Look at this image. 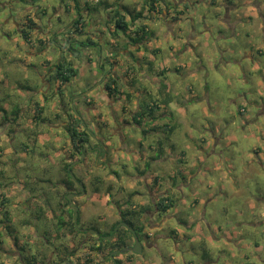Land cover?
<instances>
[{
	"label": "rangeland",
	"instance_id": "374dc122",
	"mask_svg": "<svg viewBox=\"0 0 264 264\" xmlns=\"http://www.w3.org/2000/svg\"><path fill=\"white\" fill-rule=\"evenodd\" d=\"M86 1L91 14L83 17L92 21L93 27L98 24L88 31L94 44L74 43L81 58L70 54L69 58L79 68L78 76L63 85L52 79L45 85L44 79L50 80L46 61L60 58L58 43L67 44L64 28L78 16L75 7L66 13L65 2L71 0H0V195L4 193L8 200L0 206V264H23L22 259L26 262L31 255L37 256V264H58L64 244L77 249L76 264H112L107 255L90 248L95 246L93 236L86 235L84 239L70 228L57 226L58 217L66 211L63 208H68L60 206L65 202V189L58 184L67 172L64 165L72 151L65 123L78 116L77 125L81 122V129L91 133L97 130V115L102 113L108 120L111 117V125L120 133L113 135L108 145L121 143L117 135L123 134L126 142L122 147L131 146L130 160L122 150H118V156L130 162L131 172H137L132 165L142 167L138 155L149 150L146 145L157 137L144 136L145 128L133 121L132 113L138 109L139 100L144 107L160 98L170 99L166 104L171 103L167 105L171 113L161 115L162 119L155 123H173L175 131L166 134L162 130L160 138L165 140L158 151H147V155H162L166 147L167 158L160 161L164 169L161 174L165 185L174 190L176 201L161 212L160 221L156 218L161 226L154 231V246H144L141 255L131 254L126 264L258 262V256H264V0H230L232 25L227 22V0H172L176 3L173 7L167 6L170 0H156L162 3L161 13H152L148 20L155 35L139 51L123 28L111 33L115 22L111 25L105 21L110 14L103 4L105 0ZM113 1L138 6L140 10L145 0ZM33 4L45 7V14L39 6L30 12L37 23L32 28L34 34L51 28L50 35L56 36L45 47L38 41L31 45L18 32L26 22L24 13ZM184 5V14L174 18ZM13 15L20 24L14 23ZM145 45L149 51H145ZM150 47L160 51L151 52ZM102 55L100 66L97 60ZM153 57L150 68L146 60ZM115 61L118 63L114 71L121 76L117 79L119 90L108 96L103 87L104 75ZM127 67L132 71L126 72ZM162 68L169 70L159 72ZM86 94L90 103L77 100ZM37 100L44 107L46 120L34 118ZM241 107L245 112L240 111ZM111 109H115L113 114L109 113ZM172 143H176L175 148L170 147ZM257 147L263 152L261 161L255 152ZM181 151L186 155L183 161L179 160ZM82 153L83 158L87 156L82 163L90 164L93 154ZM111 166L121 170L119 162ZM93 168L87 174H83L81 163L73 169L77 177L87 176L83 178L89 193L90 182L95 181L93 175L98 171L94 165ZM100 171L104 181L100 195L77 200L83 208L79 227H92L99 221L98 213L110 212L104 203L108 201L105 190L107 184L116 182L107 170ZM170 174L177 176L174 189L169 184ZM140 175L137 179L141 180L136 182L133 177L128 184L138 187L136 191H144V177ZM137 198L151 206L148 197ZM6 211L10 223L5 221ZM64 217L69 218L67 214ZM2 220L10 225L9 230H17L14 234L18 238L8 234ZM87 256L90 260H86ZM120 257L125 259V255Z\"/></svg>",
	"mask_w": 264,
	"mask_h": 264
},
{
	"label": "flooded vegetation",
	"instance_id": "af4514ba",
	"mask_svg": "<svg viewBox=\"0 0 264 264\" xmlns=\"http://www.w3.org/2000/svg\"><path fill=\"white\" fill-rule=\"evenodd\" d=\"M174 5L176 6V3H174ZM174 6V7H175ZM177 9V8H176ZM114 65H112V68L106 72V74L104 75V82H106V80H109L107 78V75L109 72L112 71V78L116 79H121V76L116 75L115 73V68ZM102 66V65H100ZM134 77V76H133ZM118 83V82H117ZM159 93V92H157ZM113 96V94H112ZM161 99V98H160ZM140 102L141 100L138 101V111L140 109V111L142 110V108L140 107ZM153 102H157L159 103V100H155ZM136 110V111H137ZM135 111V112H136ZM135 112L132 113V119L134 120V115ZM110 114L111 111H109ZM149 114H145V117L143 116V121L141 123H137L138 126L140 128H145V125H147L146 121L147 119H145ZM161 113L159 112V109H157V111L155 112V117H150L149 121L151 123L149 128H145L147 130V132H144V129L142 130V133L144 136H148L151 134H154L155 137L151 143V147H149V151H158L159 148V143H158V137H159V132L162 131V127H160L161 125H158L155 123V121L161 120ZM150 116V115H149ZM96 120L95 126L98 128L97 130H92L91 133L88 132V136L86 138H84V140H80L79 141V145L78 148H76V145H72V151L70 153V160L68 163H66V173L64 172V176H62V178L64 177V181L62 180V178H60V181L58 182V184H60L64 189V198H65V202L64 203H60L61 208H63L65 205L68 206V208H63V210H66L65 212H63L64 216L65 214H67V217H69L67 220L65 221H69L72 220L74 222V230L72 231L73 234H79L82 237H84V239H87L88 236H93L94 237V242H95V246L100 245V243H106V239L112 241L113 239L117 238V234L118 231L120 233H124L126 231V234L129 236V244L127 246L124 247H132L135 244L136 241V235L138 236V238L141 241V245H142V251L140 253H137V255H141L145 248L144 246H148V247H153L154 243H155V239L156 237H154V231L157 227L161 226V222H158L156 218L159 219L160 221V215L162 214L161 212H164L163 210H161L160 206H159V201L161 198H163L166 195H170L173 197L174 199V190H171L170 187H167L165 185L166 183V179H164L163 174H161V171L164 173V169L160 167V161H162V156L158 153V155H147V151L142 152L143 150H141L142 154L139 153L137 160L141 162V170H144V172H141L139 169V166H137V163H134L132 166H134V168L136 169L137 172H140L142 175L138 174L137 172H131L130 169L128 168V165H130V162H125L122 158H120L118 156V150H122L125 156L129 157V153L130 150H128V145L122 147L123 144H125L126 139L124 137L123 134H119L117 135L119 141L121 143H119L118 145H112V143H110V145H108L109 139L112 138L113 135L117 134L118 132L120 133V131H118V129L114 128V125H111V119L108 120V118L104 115V114H100L96 116ZM111 118V117H109ZM152 127H154V129H152ZM160 127V128H159ZM105 129V131H103ZM149 130H152V133H149ZM102 132H105V135L102 134ZM92 136V137H91ZM94 141H93V139ZM87 152V154L90 155L89 152H91L92 155V162L90 164H86V163H82L86 161L87 156L85 155L84 158H81V155L83 156L82 152ZM75 153H77L78 156L75 155ZM117 154V156H114V154ZM130 160V157H129ZM124 161V162H122ZM137 161V162H138ZM75 162V164L72 166L71 170L68 169V166ZM119 162L121 164V170L120 169H116L113 168L111 165L113 163ZM150 163V166H147V163ZM80 163L84 166V172L83 174H87L90 171H93V165L95 166V168L99 171L95 172L94 170V174L93 178H95L92 183L90 182V189H91V193H89V185L85 182V179L83 177H87V176H82L81 174L80 177L74 178L71 175V171L73 172V169H75V166L80 165ZM128 163V164H127ZM156 164V167H155ZM159 165V166H158ZM139 169H138V168ZM100 170H107L110 177L112 176L116 182L115 183H110L107 184L106 190H105V197L108 198V201L104 202L107 206L110 207V212H103V213H98V217H99V221H96L94 223H92L94 226H81V227H77L75 225V221H74V205L78 206V222H79V217L80 215H82V204H77L78 203V198H89L92 195L93 196H99L101 191L103 190V179L101 177V171ZM68 173L73 177L72 179L74 180V182H70V177H68ZM74 173V172H73ZM100 173V174H99ZM138 175L143 176L144 177V191L141 190H137L136 187H132L128 184L129 181H131L130 179L136 178V182H138L139 180H141V178H138ZM175 174H170L169 177H171V182L169 183L172 186V189H174V187L176 188L177 183L174 181V178H176L177 181V177H175ZM111 177V178H112ZM126 181L125 184H123V181ZM121 182V185H117ZM94 183V185H93ZM83 186V188L81 187ZM179 187V186H178ZM178 189V188H177ZM84 191L83 194H81V191ZM131 190V191H129ZM71 195V199H69L67 196ZM139 198H144V197H148L149 198V202L151 206H145L143 205V200L142 199H138ZM100 198V197H99ZM135 199H138V201H134ZM71 200L73 201V203L71 202ZM175 200V199H174ZM176 201V200H175ZM109 209V208H108ZM73 210V218L70 217V211ZM62 214V215H63ZM60 217V216H59ZM58 217V218H59ZM65 218V217H64ZM133 223L132 224H130ZM70 224L67 225L65 227H63L62 229H69ZM138 230H137V229ZM95 230V231H94ZM70 231V230H69ZM88 235V236H86ZM127 236V237H128ZM122 247V248H124ZM122 248H115L112 250H120ZM105 252L108 249H104ZM53 252V250H52ZM111 252V257L113 259H111V261L115 260L116 258H120L122 259L120 256L125 255L126 254H131L134 253L135 251L133 250H127V251H118L117 253H112ZM126 253V254H125ZM77 254V252L75 253ZM75 256V255H74ZM125 259H127L125 257ZM123 260V259H122ZM127 262V260H126Z\"/></svg>",
	"mask_w": 264,
	"mask_h": 264
},
{
	"label": "trees",
	"instance_id": "16d2710c",
	"mask_svg": "<svg viewBox=\"0 0 264 264\" xmlns=\"http://www.w3.org/2000/svg\"><path fill=\"white\" fill-rule=\"evenodd\" d=\"M29 1V0H27ZM229 1V0H227ZM86 3H81L79 0H71V3H74V5H72L70 2H65V9L64 11L66 13H71L72 11V6L73 8L75 7V10L77 11V17L73 18L71 20V22L69 23L68 26H70L66 31H67V36L66 38H64L66 40V50L65 52L63 51V53L67 52L68 54H70V56H75L77 58H81V53L80 50L76 49V47H74V43H77L78 45L81 44L83 46H88V45H93L94 41L93 38L91 36V34L87 31V26H89L91 24V22H89L87 20V18H84V14L85 15H89L90 16V12L89 10L86 8V4L87 1H85ZM156 0H152V2L150 3V1L145 0L143 3V7L138 10V6H133L131 4H125V3H121L119 1H114L111 3H107L106 1H104V6L106 9L109 10V13L106 18L105 21L108 24L114 23L115 22V30L113 31L114 33H117V29L118 28H123L125 30V36L132 41L133 46L138 45L139 47H141V44H145L148 40H150L151 37H154L155 32L154 30L150 27L149 24H147L146 22H142L141 18H143L145 16V18H147L146 15H144V12L146 10V6L148 4L149 6V12H152L156 7L155 5ZM30 3V2H29ZM212 3H214L212 1ZM130 5V6H129ZM168 5H174V1L170 0L167 3ZM116 6H119V8H116ZM42 7V6H41ZM61 7V6H60ZM173 7V6H171ZM181 7V6H179ZM184 7V8H183ZM180 11H178L174 18L180 17L181 15L184 14V11L187 9V5H184ZM42 8H45L44 6ZM161 8V6H160ZM86 9L87 12H84L83 10ZM174 9V8H173ZM44 14H45V9H43ZM47 11V9H46ZM98 11V8L96 10V12ZM177 11V10H176ZM157 12V11H156ZM158 13H161V9L158 10ZM130 16V17H128ZM26 17V22H23L22 27H21V36L27 40L28 43H31V37H30V32L32 30V28H34L36 26V21L30 16V15H25ZM108 17V18H107ZM90 18V17H89ZM129 18V20H128ZM140 20L139 23L136 24V21ZM66 26V27H68ZM65 27V28H66ZM64 28V27H63ZM85 36V38L83 40L79 39L80 36ZM79 36V37H78ZM56 38L55 34L53 33L52 35L49 36V38L47 39H37L38 42L40 44H42L44 47L46 46V44H48L51 40H54ZM82 46V47H83ZM77 53H76V51ZM145 51H149L148 47L145 46ZM151 52L157 53L158 51H160L159 48H150ZM89 60H91L92 58L89 57ZM119 61V60H118ZM114 64L118 63L117 61L113 62ZM150 64V68L153 66V61H149ZM46 65L48 66V69L50 71V81L51 79L56 81L58 83V85H63L66 82L71 81L74 77L78 76L79 74V68L76 67L72 61V59L69 58L68 56L65 55H61L60 58L56 59L54 62L53 60L49 59L46 61ZM102 65V64H100ZM130 69V68H129ZM182 67L177 68V70H181ZM168 71L169 69L165 68L162 69L159 72H164V71ZM107 78L109 80H106V82L104 83V89L107 91L108 95H112L115 94L118 90H119V84L117 83L116 79L112 78V71L108 73ZM135 77H133L132 82L134 80ZM120 94H124L123 91H121ZM129 96V94H127ZM88 95L86 94L83 98H77L78 101L82 100L85 103H90L87 100ZM162 99H159L160 102ZM170 100V99H166ZM70 102V106L72 105L71 101ZM73 102V101H72ZM142 102V101H141ZM140 102V107L143 108L141 111L139 109V111L137 110L135 112L134 115V120L137 123H141L143 121V116L145 117V114H149L151 117H155V112L157 111V109L160 108V103L157 102H153V103H147L145 104L144 107H142V103ZM63 103V102H62ZM163 103V102H162ZM166 106V102L164 103ZM44 107L42 104H40L39 102L35 101L34 102V118L35 119H43L46 120L45 116H43L44 113ZM1 110H4L1 107ZM7 110V109H5ZM19 111V108L17 111H15L13 114L15 116H17ZM78 116L76 117H72L70 118V121L65 123V127L69 132V138L71 140V144L76 145V148H78L79 145V141L80 140H84V138H86L89 134L88 132L84 131L81 126V122L77 125V121H78ZM160 127H162L161 129L164 130V132H168V130L170 132H172V130L175 128V125L173 123H164L163 125H161ZM159 127V128H160ZM152 129H154V127H152ZM144 132H147L146 129H144ZM162 153V152H160ZM183 153V154H182ZM184 152H181V156H184ZM182 158V157H181ZM180 161H183V159H181ZM66 165H64V168L66 169ZM147 166H150V163H147ZM138 168V167H137ZM139 169V168H138ZM147 169V168H145ZM144 170L139 169L141 172H144ZM69 177L70 174L68 173ZM177 177V176H175ZM62 180L64 181V177L62 178ZM71 183L74 182V180L72 179V177H70L69 180ZM174 181H176V178H174ZM4 193H1V202H0V206H5L6 202L8 201L7 198H5ZM175 205V200L173 199L172 196L170 195H166L163 198L160 199L159 201V206L161 208V210L163 211H167L169 208L173 207ZM70 217L73 218V210L70 211ZM4 217H5V221H7L8 223L11 222V218L8 217V213L7 211L4 212ZM3 223H5L2 220ZM67 225L70 224V231L72 232L75 228L74 226V222L72 220L69 221H65L64 219V214L60 215V217L57 219V226L59 228H63ZM130 224L133 225V223L130 222ZM5 226L7 228V232L10 236H13L14 238H18V236H15V232H17V230L15 229H10V225H7L5 223ZM137 229V228H136ZM14 230V232L12 231ZM138 230V229H137ZM10 232V233H9ZM128 232V231H126ZM126 232L124 233H120L118 231L117 234V238L113 239L112 241L106 239V243H100V245L98 246H94V245H90V248L93 250H97L100 253H104L105 255L108 256V258L113 259L111 257V252L113 249L115 248H122L124 246H127L129 244L128 242V238L129 236L126 234ZM81 236V235H80ZM128 236V237H127ZM21 249L25 250V246L21 245ZM104 249H108L106 252ZM62 255H60L59 260L57 261L58 264H76V261L74 260V255H76L75 253L77 252V249L74 248H70L68 244H64L63 245V249H62ZM126 254V253H125ZM132 255L134 253H131ZM131 254H126V258L127 259H120V258H116L115 260L112 261V264H126V260L127 261H131ZM88 255V254H87ZM90 258V256H87L86 260H88ZM25 259V258H24ZM26 262L27 264H37L38 259L36 255H31L30 257H26ZM90 260V259H89ZM26 262H24V260L22 259V263L26 264Z\"/></svg>",
	"mask_w": 264,
	"mask_h": 264
},
{
	"label": "crops",
	"instance_id": "0c3cea01",
	"mask_svg": "<svg viewBox=\"0 0 264 264\" xmlns=\"http://www.w3.org/2000/svg\"><path fill=\"white\" fill-rule=\"evenodd\" d=\"M86 1V0H85ZM84 1V2H85ZM107 3H111L113 0H105ZM114 2V1H113ZM86 3V2H85ZM161 4L162 3H157V2H155V5H156V7L155 8H153L154 10L152 11V12H149V7L147 6L146 7V10H145V12H144V15H146L147 16V18H146V20H142V22H146L147 24H149V22H148V20L150 19L149 17H153L152 16V13L153 14H155L156 13V11L158 12V10H160L161 8H160V6H161ZM225 4H229L228 5V7H226V10H227V17H228V20H227V22H228V24L229 25H232V21H234L233 20V15H232V13H231V11H232V7L233 6H231V2H230V0L229 1H225ZM40 7L41 9L40 10H43L44 8H42L40 5H36V4H33L32 5V7H30V8H28V10L24 13V15H30L31 17H32V14H30V12H34L33 11V9H34V7ZM61 8V7H60ZM63 10V9H62ZM61 9L59 10V11H62ZM84 12H87V10L86 9H84L83 10ZM156 16H157V14H156ZM182 16V15H181ZM13 17L15 18V15H13ZM33 18V17H32ZM143 18H145V16L143 17ZM142 19V18H141ZM14 23L15 24H20V22L19 21H17L16 20V18L14 19ZM98 24L96 23L95 25H94V27H93V22H91V24H90V26L91 27H89L88 26V30L87 31H91V30H93L94 28L96 29L98 26H97ZM111 25H113V23H111ZM21 27L22 26H19L18 27V29H19V34H20V36H21ZM69 28V26L68 27H66V28H64V29H68ZM234 28V27H233ZM45 30V29H44ZM50 31H52L51 30V28H50ZM49 30L47 31L46 30V32L45 31H41L40 32V34L39 35H36V34H34L35 32H34V30H31V32H30V39H31V45H35L36 43H37V39H47V38H49V36H50V34L52 33V32H50ZM112 31H114V30H111V33H112ZM45 33H47V36H46V34ZM84 36V35H83ZM22 37V36H21ZM79 37V36H78ZM81 37L82 36H80L79 37V39H81ZM35 38V39H34ZM102 42H104V39H103V37H101L100 38V45H102ZM58 45L60 46V49H62L64 52H65V50L67 49L66 48V46H64L63 45V43H61V42H59L58 43ZM143 46V44H141V47ZM146 46V45H145ZM141 47H139L138 45H135V47H134V49L135 50H137V51H139L140 49H141ZM151 48V47H150ZM154 48V47H153ZM158 48V47H157ZM46 49V48H45ZM61 50V53L59 54V56H61V55H64V54H66V53H63V51ZM128 50V49H127ZM129 51V50H128ZM159 52V51H158ZM157 52V53H158ZM27 53H31V55L30 56H34V54L32 53V51H28ZM68 53V52H67ZM127 53V52H126ZM128 53H131L130 51L128 52ZM132 54V53H131ZM29 55V54H28ZM69 55V54H68ZM247 56H250V54H246ZM103 56L104 55H102L101 57H100V59L99 60H97L98 61V63H99V65L100 64H102V60H103ZM50 59V58H49ZM51 60V59H50ZM154 57L153 58H150V59H148V60H146V63L148 64V66H150V64H149V61H153L154 62ZM26 60H24V61H22V62H24V63H26L25 62ZM119 62V61H118ZM143 63L145 62V61H142ZM29 65H30V63H29ZM141 65V64H140ZM163 69V68H162ZM161 69V70H162ZM165 69V68H164ZM151 70V69H150ZM161 70H159V71H161ZM128 71H132V70H130L128 67H127V71L126 72H128ZM128 75V73H126V76ZM44 83H45V85H46V83H48V85H49V81L47 80V79H44ZM48 85H47V90H48ZM42 91H46V89H44V90H42ZM109 96V95H108ZM162 102H159L161 105H160V108H159V112L164 116V115H169L170 113H171V110H169L168 108H167V106L164 104L166 101L165 100H161ZM37 102H39V100H37ZM40 103V102H39ZM171 103H168L167 105H170ZM113 108V107H112ZM243 109V110H242ZM114 110L115 109H111L110 111H111V113L113 114L114 113ZM245 108L244 107H241L240 108V111L242 112H245ZM169 113V114H168ZM162 116V117H163ZM151 116H147L145 119H147V121H146V123H147V125L148 126H150L151 125V123H150V121H149V118H150ZM162 117H161V119H162ZM112 120V118H109V120ZM251 121V119L250 120H248V122H250ZM164 123H162L161 125H163ZM175 125V124H174ZM97 128V127H96ZM146 128V127H145ZM98 129V128H97ZM175 131V128L172 130V132H170L169 130H168V133L169 134H173V132ZM162 132L163 131H161V132H159V139H158V143L161 145L162 144V142H163V140H165V139H163V138H160V136H161V134H162ZM149 133H152V130H149ZM164 133H166L167 134V132H164ZM219 139V138H218ZM218 139H215V141H219ZM201 140L203 141V142H206L207 141V138L206 137H204V136H202V138H201ZM176 143H172V146H170V147H173V148H175L176 147V145H175ZM151 143H148L147 145H146V147H148V149H149V147H151ZM131 147V146H130ZM130 147H128V150L130 149L131 150V148ZM160 147V146H159ZM132 151V150H131ZM164 152H167V149H166V147L164 148ZM164 152H163V154L161 155L162 156V158L163 159H166L167 158V156L164 154ZM182 152V151H181ZM181 152H180V154H181ZM255 152H256V154L259 156V160L261 161V154L263 153L260 149H259V147H257V148H255ZM147 154H148V152H147ZM183 154V153H182ZM180 157H182V158H184V159H186V155H184V156H181L180 155ZM182 158H179V160H181ZM193 166V165H192ZM185 173H187V171L185 172ZM184 183V182H183ZM204 252V254L206 255L207 254V251L206 250H204L203 251ZM247 264H264V256H262V255H259L258 256V262H255V261H249Z\"/></svg>",
	"mask_w": 264,
	"mask_h": 264
},
{
	"label": "water",
	"instance_id": "95a60500",
	"mask_svg": "<svg viewBox=\"0 0 264 264\" xmlns=\"http://www.w3.org/2000/svg\"><path fill=\"white\" fill-rule=\"evenodd\" d=\"M83 157V156H82ZM75 164V162L71 163L68 166V169L71 170L72 166ZM71 175L76 178V176L74 175V173L71 171ZM83 188V186H81ZM69 199H71V195L68 196ZM71 202L73 203V201L71 200ZM74 221H75V225L78 227V206L74 205ZM95 231V230H94ZM136 241L135 244L132 247H124L120 250H115L112 253H117L118 251H127V250H133L137 253H140L142 251V245H141V241L138 238V236L136 235Z\"/></svg>",
	"mask_w": 264,
	"mask_h": 264
},
{
	"label": "clouds",
	"instance_id": "9594fccd",
	"mask_svg": "<svg viewBox=\"0 0 264 264\" xmlns=\"http://www.w3.org/2000/svg\"><path fill=\"white\" fill-rule=\"evenodd\" d=\"M243 110V109H242Z\"/></svg>",
	"mask_w": 264,
	"mask_h": 264
}]
</instances>
